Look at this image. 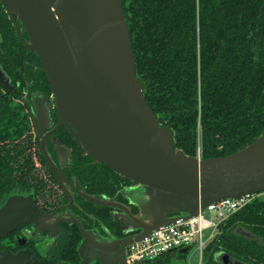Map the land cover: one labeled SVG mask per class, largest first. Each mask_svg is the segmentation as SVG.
Segmentation results:
<instances>
[{
	"label": "trees",
	"instance_id": "1",
	"mask_svg": "<svg viewBox=\"0 0 264 264\" xmlns=\"http://www.w3.org/2000/svg\"><path fill=\"white\" fill-rule=\"evenodd\" d=\"M122 4L137 79L160 125L172 132L177 150L192 158L225 157L264 135V0ZM22 33L29 41L23 27ZM0 37V66L13 86L0 85V206L11 195L34 192L37 202L54 210L68 199L40 151L32 101L38 93H53L37 54L21 44L1 1ZM53 113L56 123V110ZM52 137L71 150L67 176L82 192L127 202L122 191L131 180L95 164L67 129ZM72 211L85 229L119 231L112 208L75 197ZM61 228L59 251L68 249L77 258L82 241L78 226ZM239 228L256 238L237 234ZM221 252L246 264H264V199L255 198L219 225L218 235L204 250V264H220L215 256ZM170 255L149 264H172Z\"/></svg>",
	"mask_w": 264,
	"mask_h": 264
},
{
	"label": "water",
	"instance_id": "2",
	"mask_svg": "<svg viewBox=\"0 0 264 264\" xmlns=\"http://www.w3.org/2000/svg\"><path fill=\"white\" fill-rule=\"evenodd\" d=\"M0 1L21 44L37 54L54 95L57 125L45 133L49 120L41 98L34 103L35 124L45 162L69 198L66 207L74 203L70 182L46 148L49 137L63 127L95 164H104L141 187L134 199L141 210L139 216L122 204L95 199L72 188L95 205L121 211L127 225L140 230L134 237L112 242L96 237L72 215L56 218L65 207L46 214L28 197L11 198L0 209V239L23 224H34L53 235L61 231V223L75 224L83 237L78 249L82 264H128L124 249L153 231L179 218H195L222 199L264 193V135L225 157L192 158L176 149L172 132L160 125L146 100L144 85L137 79L122 0ZM0 85L13 89L1 66ZM236 232L256 238L241 228ZM25 256L0 250V264H23ZM215 260L246 264L225 252L216 254Z\"/></svg>",
	"mask_w": 264,
	"mask_h": 264
},
{
	"label": "flooded vegetation",
	"instance_id": "3",
	"mask_svg": "<svg viewBox=\"0 0 264 264\" xmlns=\"http://www.w3.org/2000/svg\"><path fill=\"white\" fill-rule=\"evenodd\" d=\"M36 98H41V97H36ZM53 99H54V95H53ZM34 103H35V100L33 102V112H34V122H35L36 108H35ZM43 107H44V109L48 115V120H49L48 126H47L46 131H45V133H47V132L51 131L57 125L58 119H57V122L55 123L54 122L55 117L53 115L54 113L52 111H50L49 109H47L46 104L44 103V100H43ZM55 110H56V104H55V99H54V111ZM56 113H57V110H56ZM35 127H36V124H35ZM63 128H65V127H63ZM36 131H37V128H36ZM56 132H54L49 137V139L47 141L46 148L48 147L50 149V147H51L50 151L48 152V150H47V152H48L49 156L51 157V159L53 160V162L57 165V167L64 173L66 178L69 180L70 186H68V188L73 195L74 203L71 206L66 207V206H68V204L70 202L69 198L67 197V195L65 194L63 189L59 186V184L55 180L53 174L51 173V171L48 168V170H49L51 176L53 177V179L55 180L57 186L59 187L61 192L68 199V203L61 205L60 207H57L54 210H52L51 208H46L47 209L46 210L40 201L39 202L36 201L35 193L31 192V193H27V194L26 193H22V194L20 193V194L11 195L7 199V201L0 206V209L2 207H4L6 205V203L11 198L32 197L35 204L39 207V209H41L46 214H53V213L57 212L60 208L65 207V209L60 210L57 213L56 218L59 215L64 214V215H72L77 220H79L77 218L76 214L72 211V206L75 205V197H79L81 199H83V198L80 197L76 192H74V190L72 188L74 187V188H77L80 192H82V191L79 189V183L77 181H75V182L71 181L67 176V170H68L70 159H71V150L68 149L66 146H64L59 140L52 137ZM37 133H38V131H37ZM38 136H39V134H38ZM39 138H40V136H39ZM40 151H41V139H40ZM138 188H140V186L133 182V184L126 187L122 191V194L127 199V202H125V203H121V202H118V201H115V200H112V199H109L106 197H102V198L93 197V198L122 204V205L126 206L134 216H139L141 214V210L138 207V205L135 204V202H134L135 197L132 195L133 191L137 190ZM82 193H84V192H82ZM86 195H88V194H86ZM88 196H90V195H88ZM83 200L88 202V203H91L85 199H83ZM91 204H93V203H91ZM93 205H95V204H93ZM95 206H98V205H95ZM98 207H103V206H98ZM108 208H112V207H108ZM112 209H114L113 214H112L113 218L119 225V231L117 233L114 230L109 229L108 227H106V228L105 227L104 228H102V227H97V228L86 227L87 229H85L84 227L83 228L85 230L93 233L96 237L105 238L111 242L116 241V240L134 237L135 235L140 233L139 229L135 228L134 226L127 225L128 220L126 218H125L126 220L125 219L123 220L122 215H121V211H119L116 208H112ZM56 218H54V220ZM116 218H118L119 220H117ZM62 224H68V223H61L60 227L62 226ZM69 225H75V224H69ZM61 232H62V228L58 234L53 235L52 232L41 231L34 224H23V225H20L19 227H17L13 232L7 234L2 239H0V245H1L0 250L3 252L9 251L13 255H17L20 253L26 254L27 256L24 257L25 259L23 261V264H82V260L80 258L79 250H77V258L75 256H73L72 254H70L68 249L59 251V242H60L59 238H60ZM82 240H83V237H82ZM126 250H127V247L124 249L125 260H126ZM118 257L120 259V256H118ZM126 262H127V260H126ZM90 264H100V263L93 261ZM146 264H149V262H147Z\"/></svg>",
	"mask_w": 264,
	"mask_h": 264
},
{
	"label": "built area",
	"instance_id": "4",
	"mask_svg": "<svg viewBox=\"0 0 264 264\" xmlns=\"http://www.w3.org/2000/svg\"><path fill=\"white\" fill-rule=\"evenodd\" d=\"M257 197L259 195L222 199L208 206L195 218H179L174 224L153 231L143 241L127 247V263L151 262L167 254L196 246L200 252L201 264L204 250L218 235L219 225Z\"/></svg>",
	"mask_w": 264,
	"mask_h": 264
},
{
	"label": "rangeland",
	"instance_id": "5",
	"mask_svg": "<svg viewBox=\"0 0 264 264\" xmlns=\"http://www.w3.org/2000/svg\"><path fill=\"white\" fill-rule=\"evenodd\" d=\"M1 38V37H0ZM36 97H41L44 100V103L46 104L47 109L50 111L54 112V99L53 95H46L45 93H38L36 94L32 101L34 102ZM141 191V187L138 188L137 190L133 191V196L136 198V196L139 194ZM259 198L264 199V193L259 195ZM206 256L207 254L203 255V264L206 263ZM201 256L200 252L197 250L196 246H193L190 248V251L187 253L186 258L183 261H178V264H200ZM174 262H177L174 260Z\"/></svg>",
	"mask_w": 264,
	"mask_h": 264
},
{
	"label": "crops",
	"instance_id": "6",
	"mask_svg": "<svg viewBox=\"0 0 264 264\" xmlns=\"http://www.w3.org/2000/svg\"><path fill=\"white\" fill-rule=\"evenodd\" d=\"M189 251H190V249H188L186 253H181L180 251H177V252H174V253H170L171 254L170 256L173 258L172 264H178V261H183L184 262V259L186 258V255H187V253ZM179 255H184L185 257L181 259V258H179ZM174 260H176L177 262H174ZM201 264H202V262H201Z\"/></svg>",
	"mask_w": 264,
	"mask_h": 264
}]
</instances>
